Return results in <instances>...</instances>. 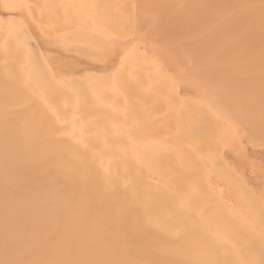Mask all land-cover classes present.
Masks as SVG:
<instances>
[{"label": "bare ground", "instance_id": "1", "mask_svg": "<svg viewBox=\"0 0 264 264\" xmlns=\"http://www.w3.org/2000/svg\"><path fill=\"white\" fill-rule=\"evenodd\" d=\"M48 1L0 0V264H264V214L254 218L251 203L233 204L209 168L222 161H207L210 158L203 155L206 159H202L198 152L201 138L195 132L205 125L203 114L217 113L219 107L211 111L205 107L202 114L201 100L199 103L194 97L177 99L179 105L178 101L164 104L162 110L168 120L164 124L180 126L177 133L172 130L174 126L172 132L168 130L178 137L169 133L162 142L152 137L155 133L147 136L145 133L153 131L150 123L155 125L152 121L157 111L146 119L152 120L147 121L148 126L142 125L143 116L137 125L135 117L142 110L139 106L143 100L158 99L164 87L166 92L169 89L163 64L148 50L121 46L118 72H114L117 78L112 73L116 80L109 83V75L103 81V70L114 60L105 58L106 53L112 43L111 53L115 52L118 40L107 41L112 45L104 47L102 35L107 32L106 38L111 39L116 30L110 35V25L109 29L99 25L105 29L100 39L90 32V25L85 31L86 20L82 19L87 16H79L89 17L98 1V8L107 15L104 8L109 5L104 0H61L62 4L69 3L67 9L58 0ZM112 1L119 8V1ZM195 1L193 5L199 3L191 7H198L199 12L195 9L194 13H203L196 18L199 22L190 17L185 22L184 17L180 20L184 25L187 21L195 24L197 31L202 26L201 33L196 31L201 39L176 45H186L182 48L184 59L179 60L183 67L217 62L221 51H245L252 40L254 46L261 45L264 0ZM65 11L68 17L62 14ZM61 15L65 20L56 22ZM22 17H30L32 23H26V18L23 22ZM39 17L47 26L46 22H36ZM77 18L84 27L81 34L93 36L86 33L80 38L99 40L84 38L85 45L80 46L77 39L81 34L72 35L75 45L72 40L70 44L71 32L78 30ZM39 39L43 43H38ZM64 39L68 44H62ZM211 52H220L217 57H221L208 56ZM207 121L215 128L219 124V120ZM119 122H124L123 128ZM211 125L208 128L213 129ZM207 126L202 127L203 132L208 131ZM143 127L148 132H143ZM211 134L206 135L205 144L201 143L208 149ZM201 137L205 138V133ZM209 169L215 177L208 176Z\"/></svg>", "mask_w": 264, "mask_h": 264}, {"label": "rangeland", "instance_id": "2", "mask_svg": "<svg viewBox=\"0 0 264 264\" xmlns=\"http://www.w3.org/2000/svg\"><path fill=\"white\" fill-rule=\"evenodd\" d=\"M51 1L52 0H50V2ZM58 1H60V3H61L64 0H62V1L58 0ZM104 1L106 2V4L109 5V6H106L109 11L106 8H104L107 12V15L104 12H102L101 9L98 8L99 7L98 3L101 1H98L97 5L96 4L94 5V8H93L94 12L91 15L89 14L90 15L89 17L87 14L86 15L78 14V16L81 15V16H79L80 17L79 19H81L82 16H85V17L87 16L86 18L83 17V19H82V20H86L85 21L86 25L83 23V25L85 26V31L88 28H90L91 30L90 29H88V30H90V32H93V34H94V32L97 33V35H99V38H100L102 33L103 32L105 33V31H104L105 29L103 30L102 29L103 27L100 28L99 25H101V26L104 25V27L105 28L107 27L108 29L111 26L110 29L108 30L110 35L112 32H114L116 30V32L118 34L116 35V32H114V34L117 36V38L121 37V39H117V38H115V35L112 33L113 37H111V39L106 38V36L108 34L107 32H106L107 34L106 33L104 34L105 37H103L104 35H102V39L105 40L104 42L102 41L103 42L102 45L104 47L108 44L114 45V43L111 44V42L114 41L115 39L118 40L117 41L118 43L115 44L117 47L116 46L113 47V49H115V52L112 49L114 53H111V48L113 45L111 46V48L109 47L108 51H110V52H107V53L105 52L107 54L105 56V58L108 57V58H111L114 60H113L112 65L108 66L107 69L103 70V76H104L103 81H105V79L107 78L105 76H109V75L112 76V73L117 78V75H115V73L118 72V70L115 71V69L118 68L117 64H118L119 58H120V54L117 52L119 51L118 49L119 48L121 49L122 47L130 48V46H134L133 47L134 49H137L139 51H141V49H142V51H144V52H146V50H148V51H150V53L152 55H154V56H152V55L151 56L153 58H155V60L158 59L157 60L158 63L163 64L162 67L164 70L168 69V71L165 70V73H167L166 75H168L169 78L164 77L166 80L169 81L168 83L166 82L167 86L169 88L167 90V92H166L167 88L165 89V87H164V89L162 90L158 99L157 98L153 99V100L148 99L149 101H147V102L145 100H143L139 106L142 109L141 112H139V113L137 112L139 115L137 113H135V114H137V117L141 116L139 118L135 117L136 121H137V119L139 121H141L142 116L144 117V119L142 120L143 121L142 125L144 126V123L146 125L147 121H149V120L146 121V119H148V117H150V115H151L150 113H152L153 111L154 112L157 111V113H158L157 118L158 119L156 118L154 120V121L157 120V122H154L152 120H150L148 122V123H150L152 121V124H155V125H151V123H150V126H152L151 130H153V131L149 130L150 131V133H149L148 131L145 130V129H147L146 127L141 128L143 132H148V133H145L147 136L151 137V135H153L155 133L154 136H152V137H156L157 138L156 141H159V139H161V141L163 142L165 138H167V137L169 138L168 134L170 133V131L172 132V130H173L175 132L177 130V128H180V126L175 127L176 125L172 124V126H174L175 128L171 130L170 128L172 126H170L168 124L166 126V124H164L166 121L168 122V120H166V117H165V115H167V114L164 113V110H162L165 106L164 104L169 103L172 105V104H175L176 101H178V100L180 101L182 98L183 99H191L194 97L195 99H199V101H198L199 103L201 100V106L203 107V110H201L202 114H203V112L206 111L207 107H210L209 111L216 110L219 107V109H217L216 111H218L217 113L220 112L219 114L220 115L222 114L223 117L219 116V114L217 115V117H220L223 120H220V118H216V120H219V124L217 123L218 128L216 127L217 130L214 131V129H216L215 128L216 125L215 126L213 125L214 126L213 129L208 128V126L211 125L212 123L209 121L210 122V124H209L207 121V120H211V121L215 122L216 121L215 115L217 113H215L213 111L212 112L213 114L210 112L211 114L209 115V113H207L208 111H206L203 114L204 115L203 119H205V120H203L204 121L203 123H205V125H202V127L207 126L206 125V121H207V123L209 124L207 126L208 129L206 128L208 130L207 132H209V130H213V131L207 133L205 130V132H203V129L201 127L200 131L197 130L198 133L195 132V134H197V136L200 135V138H201V140L198 141V145L196 143V145L198 146V149L200 150V151L198 150V152H200L199 155H200V157L201 156L202 157L207 156L206 158H210V159H206L204 157L207 161H222V162H224L223 164H225V165H223L222 162L221 163L215 162V164L217 163L216 164L217 166H215L214 163L211 164V166L213 165L214 168H213V166L211 167L209 165L210 167L209 166L208 167L211 168L212 173L215 172L216 177L214 175H212V176L210 175L211 174L210 169L208 171V172H210V173H208V176L210 175V177L217 178L218 180L216 179V181L219 182L218 183L220 185L219 187H221V189L223 187L224 191H225V189H230V191H232V192H230V194L227 193L229 191H227L226 193L223 191V193L226 196L231 195L233 200L235 198H237L239 200V201L237 199H235L234 201L232 200V203L234 202L233 204L237 203V204H241V205H243V204L247 205L246 203H248V204L251 203L253 207H251V205H248L249 207L248 206L247 207L248 208L251 207L250 213H251L252 217L260 218L264 214V34H263V38H262V42H261L260 46H254L253 40H252L251 46L249 48H247L245 51H237L234 53V51H229V50L226 51L225 50V51H221L222 54L220 52L208 53V56H210L211 54L212 55L217 54L214 56V58L216 57L217 59L222 56L220 58V60L218 59L219 61L216 60L217 62H212V63L207 62L208 64L207 63L206 64L205 63H202V64L196 63L194 65H189V67L192 66L190 68L187 67L188 65L185 66L186 65L185 64L184 65L185 67H183V64L181 63V61L179 62V60H181V58L184 59V55H183L184 51L182 50V48H184L186 45H184V47H182V48H179V47H177L178 45H180L178 43L182 44V42H184V41H188V40L193 41V39H195V40L201 39L200 34L198 35V33L199 32L201 33L202 26L199 25V23H198L197 26H201V27L197 31V30H195L196 29L195 26H193L195 24L192 23L193 25H190V23L188 24V22H190V21H187L186 25H184V23H182V20H180V19H182L184 17L183 22H185L186 20H184V19L185 18L189 19V17H190L191 19H189V20H192L194 22H196V21L199 22L198 19H196V18H198V16L200 14H203V13H200L197 16V11H198L197 8L198 7L196 6L197 8L193 9V7H195V5L198 4L199 2L196 3L195 5H193L194 2H197V1L192 0V1H190L192 3H190V2H186L185 0H177V1L174 0L173 2L175 4L173 5L172 4L173 2H171L172 0L171 1L170 0H159V1L156 0L159 3H157L154 0L158 4L157 5L156 3H152L151 0H137L138 2L136 0H131V1L126 0V3H124L125 1L124 2L122 1V3H120L121 0H115V3H116V1L117 2L119 1L117 4L119 5V8L121 7L120 8L121 10L117 7L119 10V12H118V11H116L117 8L115 7L114 1H112V0H110V1L104 0ZM50 2L48 4H50ZM55 2H56V0H55ZM66 2H68V0L65 1L64 3H66ZM70 2H71V0H70ZM45 3H47V1H45ZM51 3H53V2H51ZM127 3H129V6ZM68 4L65 5V4L61 3L62 8L68 9L69 8ZM136 5H137V7H136ZM162 5H164V6H162ZM165 5L168 7H166ZM172 5L173 6L177 5V6L173 7ZM191 5H193V7H191ZM92 7H91V11H92ZM101 7H102V4H101ZM103 7H105L104 2H103ZM170 7L172 10L169 9ZM89 8L85 7V9H89ZM122 8H125V9H122ZM41 9H43V8H41ZM95 9H97L99 13L97 12V10L95 11ZM156 9H158V10H156ZM195 9L197 10L196 13H194ZM41 11H40V16L43 14L44 9L42 11V14H41ZM66 11H68V13H69V10H66ZM66 11L63 12L62 14H65L64 16L68 17L67 16L68 13ZM100 11L102 12V15H101ZM120 11L122 12L121 16L119 15ZM128 11L130 13H128ZM37 13H39V12H37ZM154 13H156V14H154ZM98 14H100L101 16H98ZM127 14H128V16H127ZM36 15H39V14H36ZM178 15H179V17H178ZM185 15H186V17H185ZM96 16H98L99 18ZM56 17H57V15H56ZM60 17H62V18H60ZM60 17H58L59 19H57V20L55 19L56 22L57 21L59 22L60 19H62V21H63V20H65L64 18H66V17L63 18V15H61ZM23 18H26V17H22V21H23ZM28 18H30V17H28ZM28 18H26L24 20H27ZM41 18H43V17L41 16ZM41 18L40 17L37 18L40 20L35 19L36 22L39 21V23H38L39 25H40V21L46 22L43 20L45 18H43V19H41ZM165 18L167 20H165ZM79 19L78 18L75 19L76 20L75 28L77 27L76 29H78V30L74 29L75 30V31L73 30L74 34L71 32V34H70L71 36L69 37L70 41L68 40L69 38H67L69 33H68V35L66 34L67 36H65L66 40L69 41V43L73 41L72 35L73 36L74 35H80L81 31H82L81 29L82 28L84 29L81 22H79ZM87 19H88V21H87ZM90 19H92V21ZM103 19H106V20H103ZM121 19H124V20L121 21ZM69 20L70 19H68L67 21H69ZM163 20H165V21H163ZM27 21H29V19ZM30 21L26 22V23H30ZM101 21H105V22L102 23ZM161 21H162V23H161ZM43 22H41V25ZM202 22L204 23V20ZM31 23H32V21H31ZM107 23H108V26H107ZM45 24L46 25H44V27L47 26V22ZM66 24H68V23H66ZM155 24L157 26H155ZM39 25H37V27H39ZM87 25H90V26H87ZM57 26H58V23H57ZM57 26H55V27H57ZM63 26H65V25H63ZM86 26L88 27L87 29H86ZM187 26H189V27H187ZM60 27H61V29L65 28V27L62 28V26H60ZM147 27H148V29L146 30ZM191 27H193V28H191ZM137 29H139L138 30L139 33L140 32L142 33V31H143V33L145 32L144 35L142 33L143 37L138 32H137L138 34L136 32H134ZM118 30L119 31L123 30L125 35H126V32H130L129 35L127 34L129 37L126 38L127 35L125 36L123 31H120V32H122L121 35H124L125 37L119 35ZM161 30L163 32H161ZM43 32L46 35H48V33H46L45 30ZM75 32H77L79 34H77V33L75 34ZM82 32H84V30ZM158 32H159V35L157 34ZM160 32H161V34H160ZM86 33H87V37H88V34H89V36H92L91 33H88V32L82 33L78 39H77L78 36H75L76 38H74V39H77L80 41L78 43V41L76 40L77 41L76 45L81 44L80 46H84L85 45V43H83L84 40L86 41L87 39H89L92 42V41H95L96 39H98V38H96V39L92 38V39H95V40H92L90 37L89 38L84 37L85 39L80 38L83 35L85 36ZM163 33H165V35ZM196 33H197V35H196ZM188 34L190 36H188ZM145 35H146V39H143V38H145ZM147 35H150L148 37L149 39H147ZM65 37H63V38H65ZM122 37H124V38H122ZM140 37H142V38H140ZM152 37H154V38H152ZM122 39H124V40L122 41ZM66 40L65 39L62 40L61 41L62 44H63V42H64V44L65 43L68 44V42ZM89 40H87V41H89ZM116 40L114 42H116ZM119 40H121V41H119ZM39 41H38V43L41 44V41L43 43V40L39 39ZM107 41H111V42H107ZM150 41H152L153 43ZM61 42L58 41L59 44H61ZM119 42H121V43H119ZM197 42H196V44L201 43V42H198V43ZM73 43H74V41H73ZM86 43H89V42H86ZM129 43H131V44H129ZM133 43H135L136 46ZM148 43L152 44V47ZM138 44H141V45L138 46ZM74 45H75V43H74ZM187 45H189L188 42H187ZM194 46H196V45H194ZM150 47L153 50L150 49ZM106 49H108V48H106ZM106 49H105V51H106ZM170 49H172V50H170ZM188 49H185V50H188ZM155 50H157L158 52ZM161 50L163 51L164 55H162L163 53L161 52ZM166 50H168L169 53L171 52L169 54L170 56L167 55L168 52ZM154 52L157 54H154ZM105 53L103 54V56L105 55ZM147 53H149V52H147ZM219 53L221 54V56L217 57L219 55ZM115 54H116V57H115ZM160 55L162 57L164 56L165 58L164 57L161 58ZM166 55H167V58H166ZM171 55L174 58H171ZM109 56H111V57H109ZM152 57H151V60H152ZM68 59L70 60V58H67L66 60L68 61ZM161 59H164V60H161ZM168 59L170 62L167 61ZM107 60H109V59H107ZM178 62H179V64H178ZM170 64H172V66H170ZM173 64H176V66ZM165 67H167V68H165ZM169 67H171V68H169ZM80 75H83V72ZM163 75H165V74L163 73ZM114 76H112V79L110 77L111 80L109 83H111V81H114L113 80V79H115ZM192 78H194V79L192 80ZM107 79H109V77ZM161 80L163 81L164 79L162 78ZM159 83H162V82L160 81ZM162 85H163V83H162ZM162 85H161V87L164 86V85L163 86ZM194 87H196V88H194ZM160 89L161 88H159V90ZM174 91H176V92L174 93ZM117 92H119V91H117ZM166 93H168L167 96H165ZM169 94H170V96H169ZM173 94H175V95H173ZM213 96H215V97H213ZM179 101H178V105H179ZM145 103H147V104H145ZM144 104H145V106H144ZM215 107H216V109H215ZM145 109H148L150 112L145 110ZM220 109H222V110H220ZM145 114H147L148 116L147 115L144 116ZM205 114H206V116H205ZM212 115H214V116H212ZM168 116H170V115H168ZM211 116L214 118H212ZM206 118H207V120H206ZM170 119L171 120L173 119L172 115L170 116ZM212 119H214V120H212ZM139 121H137V125L140 124ZM222 121L226 122V123H222ZM124 122H122V123L119 122L120 123L119 127L123 128L124 125L123 126H121V125L124 124ZM134 122L135 121H133V123ZM129 123H130L129 121L127 123L125 122L126 125H128ZM213 124H215V123H213ZM148 125H146V126H148ZM177 125H179V124H177ZM150 126L148 128H150ZM213 126L211 125V127H213ZM130 128H131V125H130ZM168 130H170V131H168ZM166 131H168V132H166ZM177 131H179V130H177ZM177 131H176V133H177ZM184 133L185 132H183V134ZM204 133H205V138L201 137V135H204ZM170 134H171V136L174 135L173 136L174 138L178 137L174 133L173 134L170 133ZM208 134H211L209 137L211 139H208L209 141L211 140L210 141L211 142V144H210L211 148L209 147L210 150L208 149V146L203 145L207 142L206 141L204 143V141L208 138V137H206V135H208ZM165 135L166 136L168 135V136L165 137ZM174 138L171 137V139H174ZM153 140H155V138ZM178 142H180L179 139H178ZM202 142H203V144H201ZM202 146H204L205 149ZM206 148L208 150H206ZM202 151H204V152H202ZM208 151L210 152V154ZM209 155H210V157H208ZM172 158H173V155H172ZM208 167L206 168V170L208 169ZM227 185L230 188H227Z\"/></svg>", "mask_w": 264, "mask_h": 264}]
</instances>
